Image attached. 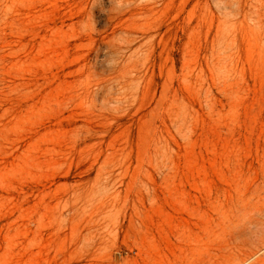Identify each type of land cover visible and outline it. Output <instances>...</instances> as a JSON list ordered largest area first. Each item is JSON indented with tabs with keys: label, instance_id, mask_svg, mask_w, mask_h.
<instances>
[{
	"label": "rangeland",
	"instance_id": "rangeland-1",
	"mask_svg": "<svg viewBox=\"0 0 264 264\" xmlns=\"http://www.w3.org/2000/svg\"><path fill=\"white\" fill-rule=\"evenodd\" d=\"M0 264H264V0H0Z\"/></svg>",
	"mask_w": 264,
	"mask_h": 264
}]
</instances>
